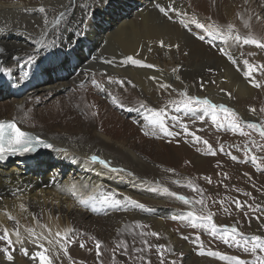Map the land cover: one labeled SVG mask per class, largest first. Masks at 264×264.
<instances>
[{"label":"bare ground","instance_id":"1","mask_svg":"<svg viewBox=\"0 0 264 264\" xmlns=\"http://www.w3.org/2000/svg\"><path fill=\"white\" fill-rule=\"evenodd\" d=\"M135 1L137 6L130 10L132 5L128 0H71L66 17L59 25H55L52 21L63 10L60 5H69V0H0V28H6L5 31H0V47L4 49L0 69L11 68V74L0 71V76L5 77L7 85L26 88L33 84L38 78V72L48 69L50 61L61 63L63 57L58 55L74 51L81 45L82 37L87 40L82 47L84 53L88 54V57L82 58V52L79 58L75 56L70 72L61 76L57 83L49 81L47 71L44 73L45 79H48L46 85L40 86L41 82L37 80V86L25 96L17 98L14 95L15 98H6L0 102V120H14L22 130L63 150L48 149L40 156H17L7 163L0 160V226L9 229L10 238L15 242L14 229L17 226L2 211L6 208L19 220V231L23 239L22 244L14 243V261H7L0 253V264H38V261L24 256L20 249L26 248L29 253L40 250L30 242L25 229L31 227L34 231L47 235V229L41 228V224L47 225L53 233L61 231L62 235L65 229L76 230L74 236L69 234L74 241L69 245V255L85 264H99L95 250L97 239L102 242L100 259L103 264L112 262L113 255L116 261L119 260L120 250L115 254L112 252L116 241L128 242L129 253L138 255L132 251L133 247L145 248L146 245L136 233L131 237L129 235V238L120 237L121 232L127 228H131V234L136 229L139 233L157 232L163 243L172 250H188L186 244L182 243L162 218L161 215L165 212L157 209L152 215H145L144 211L147 210L142 211L124 200L127 196L138 204L160 208L165 206L166 199L175 200L168 198L162 185L159 186L156 182L162 178L157 170L145 162L139 156L140 153L137 155L134 151L138 141L142 149L150 145L145 132L149 133L152 142L156 137L155 133H162L147 123L144 119L147 115L143 111V123L138 127L133 120L128 119L130 111L127 109L139 111L140 104H145L148 98L155 100L156 95L167 94L168 89H160L157 80L150 77H157L160 82L170 84L171 88L191 86L199 93L212 96V100L217 103L219 99L215 96L219 95V98H224L231 106L227 96L220 92V87L230 89L241 98L250 96L252 89L243 75L246 71L243 60L250 59L249 63L256 69L254 72L264 70L259 67L264 64V51L257 49L255 45L247 48L242 40L237 43L234 37H245L251 31L255 37L264 38V19L257 21L252 15L255 13L264 18V7L261 6L264 5V0H247V3L245 0H176L177 11L183 10L184 15L174 17L173 21L164 18L154 7L157 0ZM159 2L166 5L170 0ZM41 5L48 9L49 24L44 36L40 35L43 14L24 11L25 8H38ZM107 8L112 9L113 15L123 17L115 22L110 21L106 15L97 20ZM250 16L249 29L244 26V20ZM181 18L189 22L191 31L178 23ZM192 19L212 24L214 37H208L202 29H197L190 23ZM229 23L234 25L231 31L227 28ZM201 34L205 35L204 41L198 39ZM209 39L212 40L211 44L208 43ZM161 41L164 42V47H161ZM221 48L232 54L237 60L236 65L220 52ZM249 53H255V57L251 59ZM29 54L36 55L37 60L35 64L25 66ZM126 56H133L134 59L156 67L150 69L131 62L125 63ZM106 60H111L112 63H105ZM60 67L69 68L65 63ZM174 68L177 69L175 73L172 71ZM254 72L252 78L256 80ZM177 76L179 79H176ZM93 79L99 87L92 83ZM120 81L125 83L122 85ZM201 84L203 88L200 87ZM213 84L218 85L217 88ZM61 87H65L69 94L62 95ZM102 92L107 93L106 97L100 96ZM202 96L205 97L204 94ZM112 97H116L125 107L113 104ZM51 100L55 101L50 102L44 110L38 111L34 107L38 102L44 104ZM122 110H125V115L121 113ZM93 113L96 115L93 116ZM195 126L199 128L197 122L192 121L188 131L195 130ZM184 139L185 143L182 141ZM173 145H170L175 148L173 157L164 140L151 144L149 152L170 165L175 154L181 156L192 151L186 138ZM51 151L53 157L51 162H47ZM93 155L109 161L111 167L122 168L124 171L112 172L98 162H92L90 158ZM159 182L161 184L162 180ZM73 184L76 185V196L68 191ZM152 188L157 191H151ZM18 189L22 191L18 193ZM109 194L112 199L124 203V206L121 207L120 204L110 207L101 203V197ZM89 196H95L97 202L93 204L89 201V206L79 204V198L86 199ZM21 203L26 206L27 212L20 208ZM33 214L37 220L33 219ZM137 223L141 227H137ZM42 242L48 247L46 241ZM80 242L85 247L75 248ZM5 246V242L0 241V247ZM60 255L63 264L70 261L62 252ZM204 261L206 258L192 257L183 264Z\"/></svg>","mask_w":264,"mask_h":264},{"label":"rangeland","instance_id":"2","mask_svg":"<svg viewBox=\"0 0 264 264\" xmlns=\"http://www.w3.org/2000/svg\"><path fill=\"white\" fill-rule=\"evenodd\" d=\"M128 2H130L132 5V8L128 7L130 10H133L137 6V1L135 0H128ZM111 12H113L112 9L107 8L96 19L99 20L106 15L109 17L110 21L115 22L123 17H118L115 14L113 15ZM226 39L227 42H229V38L227 37ZM86 42L87 40L82 37L81 45L76 47L74 51H71L68 54L60 53L58 55V57H63V61H61V63H54V61H50L47 65L48 69L38 72L36 74L38 75L36 81L39 80L41 82L40 86L46 85L48 83V79L52 83H57L58 79L61 80V76L68 73L74 57L76 56L79 58L81 52V58L83 56L88 57V54L84 53V47H82ZM251 47L254 46L251 45ZM247 48H250V45H247ZM91 49H94V47ZM250 57L252 59L255 57V54L254 56L250 55ZM248 61L250 62V59ZM62 63H65V65L69 66V68H61L60 65ZM47 71H49V73H46ZM72 71L74 70L72 69L71 72ZM256 72H254L257 76L256 81L262 86L260 88H255L250 85L252 94L247 98H241V96L235 95L230 89L220 87V89L223 88L225 90V92L220 91L222 94L226 95V93H231V97L226 95V99L232 103V106L229 103H226L224 98H219V95L215 96V98L219 99V102L217 103L212 100V96H208L206 93H199L197 90L192 89V87L188 85L179 89L170 88L168 89L167 94L156 95L157 98H155V100L149 98V100H146L145 105L147 108H165L166 124L169 126L171 131L178 132L180 135L171 137L164 136L162 133V136L159 132H157L155 133L156 137H154V142H152V138H150V136L145 135L149 139L148 143H150V145L146 147V149H142L141 144H139L140 142L138 141V144L135 143L136 145L134 151H136L135 153L137 155L140 153L139 156H141L145 162L155 168L159 175H161L163 178H160L162 183L160 184V179H157L156 181L159 186L162 185L161 187L167 188L169 192H175L178 195H183L189 201H191V203L185 204L176 197L167 194L168 198H173L176 201L166 199L167 201L165 206H162L161 208L158 206H145L143 209L140 208L142 211L147 210L144 211L145 215H152L151 213L156 212L157 209L163 211V213L165 212L163 215H161L162 218L167 221L170 230L174 231L182 243L186 244L188 247V250L186 251L181 248L173 250L171 253L165 251V256L167 257L168 261L177 258L176 260L178 264H183L185 260L196 257L198 259L206 258V261L202 263L194 262V264H228L227 261L221 260L219 257H211L207 254L203 256L200 255L199 251L201 245L205 253L208 251H216L227 256H237L247 261L254 259L250 252L245 253L243 251V241H241V246H237L236 244L232 243L231 238H229L230 243L225 244L223 240L219 238V235L213 236L211 234L210 227L193 228L192 222L201 223V221L197 220L196 218L207 216L209 213H211V223H215L217 225L218 233L223 231L224 226L230 228L231 226L235 225L238 228V232L243 233L245 236H264V228H261L260 223L255 219L256 216H259L261 220H264V212L259 210L253 211L248 207V205H252V208L254 209L255 205L259 204L262 208H264V138H261L259 132L256 130L249 129L246 124L242 125L243 131L248 133L247 136H244L241 135L239 131L233 132L229 130L226 125L223 128H218L212 123L210 116H205L203 121H201L196 119L192 113L185 112L182 107L179 112L176 111V109L178 105H182V102L186 100V97L180 95L181 92H187L189 96H197L201 98H204L202 96V94H204L205 97L210 99L213 103H223L227 107H231L238 113V117L244 121L264 123V111L261 110L264 109V70H257ZM44 73H46L47 76L49 75L48 79H45ZM36 81H34L33 84L26 86V88L22 86L16 88L7 85L5 77L0 76V102L6 98H15L16 96H18L17 98H20L25 96L28 91L37 86ZM82 84L85 85V83ZM213 86L216 85L213 84ZM2 87L5 88L3 89ZM17 90H19V92H17ZM60 91L62 95L69 94L66 92L67 90L65 87H61ZM106 95V92H102L100 94L101 97H106ZM55 100H51L44 104H39L40 102H38L34 107L37 108L38 111H41L46 109L50 105V102L52 103ZM220 100L222 102H220ZM250 108H254L256 110L255 114L249 111ZM142 111L146 112L145 115L150 114L146 108H141L139 111H130L128 115V119L133 120L138 127H140V125L143 123L142 117L144 115L142 114ZM121 113L125 115V110H122ZM202 113L203 109H196V115H201ZM243 113L247 115L245 116ZM174 115L179 117V123L171 120V117ZM223 115V113L218 111V118L221 122H223ZM246 118L250 119L246 120ZM192 121L197 122L199 128H196L195 126V130L192 129L191 131H188V133H185L183 128L180 127V124L186 125L188 128ZM183 133H185V137H183ZM191 133H195V135L202 137V140L200 142H196ZM183 138H186L190 142L191 147L189 148L192 149V151L189 150V153H183L181 156H178V153L175 154L174 160L173 162H170V165L149 152L151 144H154L160 140H164L173 157V153H175L173 149L175 148L171 146L175 142L181 141ZM203 140L208 141V144L211 145L212 149L216 152L215 155L207 154L208 145H205ZM182 141L185 143V139ZM253 141H255V144L252 143ZM221 145H223V151H220ZM257 145L260 147H257ZM155 148H157L156 145ZM249 149L250 151H248ZM51 152V155H49L47 158V162H51L50 159L53 157V151ZM228 153L231 155H228ZM253 154L258 157L255 165L251 162V156ZM232 156H236L237 159L233 160L231 158ZM25 161L27 160L25 159ZM246 173L247 175H245ZM245 193H250V195H245ZM201 200L203 203H195L196 201ZM234 201H240L243 206V210H238ZM123 204L124 203H121V207L124 206ZM225 209H227V211H225ZM189 212L193 213L192 217L187 216ZM245 213H248V215L246 216ZM172 217H176V219H173ZM181 217L187 218L181 219ZM203 223L207 224L208 222L204 221ZM131 233V228H127L121 232L120 237L123 236L124 238H129L132 235H135L134 233H136V236L138 235L137 237H139L141 241L147 240L148 245H165L163 243V239H160V236L159 239L151 235L141 237V232L139 233L138 229H136L133 234ZM182 236H188L189 240L182 239ZM197 236L199 237V241L194 243L193 241H196ZM237 239L240 240L241 237L237 235ZM117 242L118 241H116L114 248H116L117 244L120 243ZM125 243L128 244L126 241ZM251 243L252 242L249 241V245ZM77 247L81 248L80 246H75V248ZM146 247L147 245L145 248ZM165 248L167 249L170 247L165 245ZM146 249L145 255L148 259L151 258V264H159L156 248L151 247L149 250L147 247ZM117 251H119V249H117ZM258 254L264 253L258 252ZM118 257V264L133 263L127 256L121 255L120 251ZM72 260L74 261H68L67 264H73V262H75V264H81V262H83H78L75 259ZM83 264L85 263L83 262ZM105 264H112V262H105Z\"/></svg>","mask_w":264,"mask_h":264},{"label":"snow or ice","instance_id":"3","mask_svg":"<svg viewBox=\"0 0 264 264\" xmlns=\"http://www.w3.org/2000/svg\"><path fill=\"white\" fill-rule=\"evenodd\" d=\"M245 2L247 3V0H245ZM70 3H71V0H69V5H64V4L60 5V8L63 10L59 11L58 15L52 21L53 24L59 25L61 20L66 17V13H67L68 7L70 6ZM261 6L264 7V5H261ZM154 7L158 10V12L160 14H162V16L164 18H166L169 21H173L174 17H181L184 15L183 10H181L179 12L177 11L176 0H170V2L167 3L166 5L161 4L159 2V0H157V3H155ZM24 11L26 13L27 12H38L40 14H43V28L41 30L40 35L41 36L46 35L47 34V26L49 24L48 9H46L45 6L41 5L38 8H25ZM237 15L239 16V13ZM252 15L254 16V18L257 21L264 19L259 14L253 13ZM251 18H252V16H250L248 19L244 20V26L246 28L250 29L249 21ZM178 23L184 29H188L189 31H191L190 24H189V22H186L185 19H182V18L179 19ZM190 23L194 24L197 29H202L203 32L206 33L208 37H214L215 31L213 30L212 24L200 23L195 19H192ZM37 27H40V26L38 25ZM233 27H234V25H232L231 23H229L227 25V28L230 31L233 29ZM5 30H6V28H0V31H5ZM221 35H223V34H221ZM198 39L201 41H204L205 35L204 34L199 35ZM234 40L237 43H239L242 40L243 45H255V47L257 49L264 51V38L255 37L251 31H249L248 35L245 37H241L240 35H236L234 37ZM208 43L211 44L212 40L209 39ZM160 44H161V47L165 46L163 41H161ZM176 47H179V46L177 45ZM148 50L151 51V48H149ZM2 52H4V49L2 47H0V53H2ZM220 52L224 56H226L227 59L233 65L237 64V60L233 58V56L230 52L226 51L224 48H221ZM254 54L255 53H249V55H254ZM36 60H37L36 55L29 54L27 56V59L25 60V66L30 65V64H35ZM124 62L125 63L131 62V64H133V65H138V66L146 67V68H150V69L156 67L153 64H145L139 59H134L133 56H126ZM105 63L111 64L112 61L106 60ZM243 65L246 66V71L243 72V75L246 79H248V83L252 87L260 88L262 85L259 82H257L254 78H252L253 72L256 70L254 65L249 63V61L246 59L243 60ZM259 67L261 69H264V64L259 65ZM239 70L240 69H238V71ZM0 71H3L4 74H11V68L10 67H5L3 69H0ZM172 71L175 73L177 71V69L174 68ZM24 75H27V73H24ZM249 78H251V79H249ZM150 79L157 80V83H158V86L160 89L167 90V89H170L172 87L170 84L160 82L157 77H150ZM176 79H179V76H177ZM92 83L94 85H97V82L95 79L92 80ZM120 83L123 85L125 83V81H120ZM127 83H131V81H127ZM213 83H215V81H213ZM97 87H99V85H97ZM133 87H134V85H133ZM200 87L203 88V84H201ZM220 91L225 92V90L223 88H221ZM180 95L186 97V100L184 102H182V105L177 106L176 111L179 112L181 110V107H182L185 112L192 113L196 117V119H199L201 121H203L205 116H210L212 123L214 125H216L218 128H223L226 125L229 130H231L233 132L239 131L240 134L244 135V136L248 135V133L244 132L242 129V125L246 124V126L249 129L256 130L257 132H259V135L261 136V138H264V123H253L251 121H244L238 117V113L235 110H233L231 107H227L223 103H221V104L213 103L207 97L201 98V97H197V96H189L187 94V92H181ZM226 95L231 97L230 92L226 93ZM112 102H113V104H116L118 107H121V108L125 107L123 104L118 102L116 97H112ZM140 108H146V110L150 114L145 116L144 119L147 121L148 124L152 125L153 127L158 128V130L161 133H163L164 136L175 137V136L180 135V133H178V132L171 131L169 129V126L166 124L165 108H159V109L147 108V106L143 103L140 104ZM196 109H203V113L201 115H196ZM127 110L133 111V110H138V109L128 108ZM261 110L264 111V109H261ZM218 111L220 113L224 114L223 115V122H221L218 118ZM249 111L252 112L253 114H255V112H256V110L254 108H250ZM95 115H96V113H93V116H95ZM171 120L179 123V117H177L175 115L171 117ZM180 127L183 128L185 133H188V128L186 125L180 124ZM148 134H149L148 132H145V135H148ZM191 135L193 136V138L196 142H200L202 140V137L195 135V133H191ZM203 143L205 145H208L207 154H211V155L216 154V152L212 149V146L208 144L207 140H203ZM252 143L255 144V141H253ZM257 147H260V146L257 145ZM40 148L50 149L53 151H63L62 149H56L55 145H53L52 143H50L44 139H41L39 136L33 135L29 131L22 130L20 127L17 126V123L14 120H0V160H6L9 156H25L27 154L36 153L38 151V149H40ZM223 150H224L223 145H221L220 151H223ZM248 151H250V149ZM246 154H247V152H246ZM228 155H231V154L228 153ZM231 158L233 160L237 159L236 156H232ZM90 159L92 162H98L101 166H103L104 168L110 169V171H112V172L119 173V172L124 171V169H118L115 167H111L109 161H107L105 159H101L97 155L91 156ZM257 159H258V157L255 154H253L251 156V162L254 165L256 164ZM129 175H131V173H129ZM245 175H247V173ZM206 179H208V178H206ZM189 186H191V185H189ZM150 190L153 192L157 191L156 188H152ZM20 191H22V190L18 189V193ZM68 191H70L73 196H76V194H77L76 193V185L73 184L71 186V188L68 189ZM163 191H164V193H167L168 195L174 196L178 200L183 201L185 204L191 203V201H189L183 195H178L175 192H169V190L167 188H164ZM14 195H16L17 198H20L17 193H14ZM245 195H250V193H245ZM124 200L127 201L132 206H135V207H138L141 209H143L145 207L143 204H138L137 201L132 200L130 197L125 196ZM89 201H91L93 204H95L97 202V199L95 196H89L86 199L85 198H79V204H81L83 206H89ZM100 202L103 204H107L110 207H116V206L121 204L120 200L112 199L111 194L102 196ZM195 203H203V201L202 200L196 201ZM234 203H235L236 208L238 210H243V206H242L240 201H234ZM248 207L250 209H252L253 211L259 210L261 212H264V208H262L261 205H259V204H256L254 209L252 208V205H248ZM20 208L23 211L27 212V208L23 203L20 204ZM92 210L96 211V208L92 207ZM2 211H4V214L7 215V218L10 221H14L15 225L17 226L16 229H14V234L16 236L15 242L10 238L9 229L7 227L0 226V232H2V234H0V241L5 242V244H6L5 247H0V253H2L4 255V257L7 261L13 262L14 256H13L12 252L15 250L14 249V243H19V244L23 243V239H22L20 231H19L20 222H19V220L16 219L15 216H13L11 214V212H8L6 208L3 209ZM225 211H227V209H225ZM245 215L247 216L248 213H245ZM187 216L192 217L193 213L189 212L187 214ZM172 218L176 219V217H172ZM186 218L187 217H181V219H186ZM33 219L37 220V217L34 214H33ZM196 219L201 221V223L192 222L193 228H197V227L208 228V227H210L211 234L213 236L219 235V238L221 240H223V242L225 244L230 243L229 238H231V242L236 244L237 246H241V241H243V251L245 253L250 252L251 255L254 257V259H252L251 261H247V260L241 259L240 257H237V256H227V255H223V254L216 252V251H208L207 253H205L202 245H201L200 251H199L200 255L203 256V255L207 254L208 256H211V257H219V259L227 261L228 264H264V254H258V252L264 253V236H261V235H251L250 237L245 236L243 233L238 232V228L235 225L231 226L230 228L227 226H224L223 231L218 233L217 225L215 223H211V221H212V214L211 213H209L207 216L197 217ZM255 219L260 223V227L264 228V220H261V218L259 216H256ZM204 221H207L208 223L205 224V223H203ZM40 227L43 229H47L48 234L45 235L44 232H36L31 227L25 229V231L29 235L30 242L33 243L34 245H36V247L40 250L29 253L26 248L22 247L20 249L22 254L24 256L28 257L29 259H31L32 261H38V264H63V261L61 259V255H60L61 252L63 253L64 257H67L68 260L71 261L72 257L69 255V245L74 242L72 239V236L75 235L76 230L71 229V228L65 229V230H63V235H62L61 231H59V230H57L53 233V230L51 228H48L47 225L41 224ZM137 227H141V225L139 223H137ZM144 227H146V226H144ZM70 233L72 234V236L69 235ZM140 235H141V237L151 235L153 237L159 238V234L157 232H151V233L142 232ZM237 235H239L241 237L240 240L237 239ZM181 238L184 240H189L188 236H182ZM42 241H46L48 247H46ZM197 241H199L198 236L196 237V241H193V242L195 243ZM249 241L252 242L250 245H249ZM143 243L145 245H147L148 248H151V247L156 248L158 258H159V264H178L176 259H172L171 261H168L167 257L165 256V251L170 252V253L173 251L171 248L166 249L165 245H155V246L148 245L147 240H143ZM101 245H102V242L100 240H98V239L95 240L96 257H97L99 264H103V261L100 259L102 256ZM79 246L81 248H84L85 244L83 242H80ZM117 249L120 250L121 255L127 256L130 260H132L133 264H135L136 261L143 262V264H151V260L148 259L147 256L145 255V252L147 250L146 248L133 247L132 251L134 253H138V255L133 256L128 251V245L125 242L121 241L119 244H117L116 248L112 249V252L115 254ZM162 250H164V251H162ZM49 253H51V254H49ZM73 264H75V262H73ZM81 264H83V262H81ZM112 264H118V262L115 259V255H113Z\"/></svg>","mask_w":264,"mask_h":264},{"label":"water","instance_id":"4","mask_svg":"<svg viewBox=\"0 0 264 264\" xmlns=\"http://www.w3.org/2000/svg\"><path fill=\"white\" fill-rule=\"evenodd\" d=\"M45 152V150L41 151L40 153L37 154V156H40L41 154H43ZM36 156V155H35Z\"/></svg>","mask_w":264,"mask_h":264}]
</instances>
